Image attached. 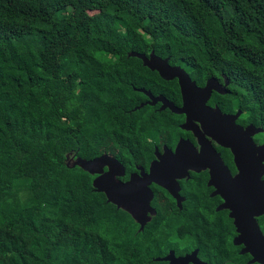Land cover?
<instances>
[{"label":"trees","instance_id":"16d2710c","mask_svg":"<svg viewBox=\"0 0 264 264\" xmlns=\"http://www.w3.org/2000/svg\"><path fill=\"white\" fill-rule=\"evenodd\" d=\"M152 50L198 83L224 73L228 107L264 127V0H0V264H147L150 233L179 223L155 203L139 231L67 165L107 153L133 169L178 130L172 113L135 109L137 88L180 98L129 56Z\"/></svg>","mask_w":264,"mask_h":264},{"label":"flooded vegetation","instance_id":"af4514ba","mask_svg":"<svg viewBox=\"0 0 264 264\" xmlns=\"http://www.w3.org/2000/svg\"><path fill=\"white\" fill-rule=\"evenodd\" d=\"M212 77L216 79L219 89H213L209 98H205L203 93H199L197 98H183L180 85V98H164L179 109L186 106V111L181 113L174 112L167 103L162 108L164 100L151 104L156 98L146 95L147 98L141 104L151 106L154 111L178 116L179 128L173 134L166 132L160 135L158 144L154 146L153 157L142 162L136 161L133 169H128L118 159L123 166L115 168L119 181L127 182L133 174L143 176L142 171L150 173L152 167L154 176L160 178L161 183L152 181L149 184L154 196L151 200L152 210L148 212L151 219L146 225L158 214L155 203L167 216L178 213L179 223L156 224L157 230L150 233L153 244L147 264H264L260 255L264 237V183L260 184V181H264V175L260 179L257 174L246 176L245 179L250 182H238L240 170L233 146L221 145L210 132L211 128L203 127L196 118H204L206 123H211L218 116L219 109L222 114L232 115L240 111L236 123L244 129L254 123H247L241 118L244 111L240 107L235 111L228 107L231 82L224 73L221 77L211 76L204 83L192 79L199 88H204ZM226 79L229 80L228 85ZM187 118H195L198 126L195 130L182 127ZM226 134L229 141L235 143L238 152H242L244 145H250L252 139L255 155L259 158L260 152L264 153V148H261L264 147V131L257 132L255 128L250 134L227 128ZM180 143L184 144L183 157L179 160V169H173L175 163L171 156L177 152ZM217 153L221 159L217 158ZM164 154L168 159L162 158ZM109 169V166H105L103 173ZM96 176L98 174H94V178ZM247 200L255 204L250 210L252 213L237 215L240 205ZM135 221L139 225L138 230L143 231L146 225L141 229V224ZM171 226L174 227L172 231H163L165 227L168 229Z\"/></svg>","mask_w":264,"mask_h":264},{"label":"water","instance_id":"95a60500","mask_svg":"<svg viewBox=\"0 0 264 264\" xmlns=\"http://www.w3.org/2000/svg\"><path fill=\"white\" fill-rule=\"evenodd\" d=\"M129 56H137L141 58L145 66L152 70L158 71L160 75L166 80L178 79L183 98H197L199 93H203L205 98H209L213 89H219L215 83L216 79L214 77L208 80V83L204 88H199L195 80L192 79L190 74L183 67L179 65H171L169 63V58H163L157 55L155 50H152L149 55L146 53L131 51ZM226 80V85H228L229 80ZM137 90L144 92L149 98H156L153 102H150L151 104L156 103L158 100H164V106L162 108L170 105V108L174 112L181 113L186 111V106L179 109L172 103H167V101L164 99L167 97L163 94L154 95L151 90H147L146 88H137ZM165 103H167V105ZM144 105L145 103H142L135 109L141 108ZM218 112V116L213 118V122L211 123H206L204 118H196V120L201 121L203 127L211 128L209 129L210 132L221 145L225 147L233 146V150L236 154L235 159L240 170L237 179L238 182H250L251 180L245 179V177L253 176L254 174H257V176L259 175L258 178L260 179V177L264 175V153L260 152L261 155L259 158L255 155L256 150L254 149L255 145L252 139H250V145H244L242 152H238L235 149V143L229 141L226 134V129L233 128L234 131L239 129L251 134L252 130L255 128L257 132L264 131V127L257 128L254 124H250L246 129H244L236 123V120L240 115V111L233 115L222 114L221 110L219 109ZM182 127L187 130H195L198 126L195 124V118H187V121L182 125ZM183 147L184 144L180 143L177 148V152L171 156L173 163H175L173 166L171 165L173 169H179L178 165L180 164L178 163L183 157ZM218 157L221 159V156L217 153V158ZM162 158L168 159V156L164 154ZM67 165L71 167L78 165L93 175L98 174V176H96L93 180V186L95 190L105 193L109 202L114 203L119 208L127 210L141 224V229H144L146 223L151 219V216L148 215V212L152 210L151 200L154 196L149 184L152 181L161 183L160 178L154 176L153 167L150 173H144V171H142L143 176L133 174L129 181L122 182L117 180L115 168L119 166L123 168V166L116 157L109 154H102L93 159L74 157L69 154L67 156ZM105 166H109L110 169L103 173ZM261 183L263 184L264 181H260V184ZM245 197L247 198L248 196L245 195ZM248 201L250 203H247ZM254 207L255 204L251 203V200H247L244 204L240 205L241 209L238 210L239 214L237 215L243 216L251 214L252 211L250 210ZM262 240L260 255H262L264 260V237Z\"/></svg>","mask_w":264,"mask_h":264},{"label":"rangeland","instance_id":"374dc122","mask_svg":"<svg viewBox=\"0 0 264 264\" xmlns=\"http://www.w3.org/2000/svg\"><path fill=\"white\" fill-rule=\"evenodd\" d=\"M225 45V39H221L220 40V46L223 49V46Z\"/></svg>","mask_w":264,"mask_h":264}]
</instances>
